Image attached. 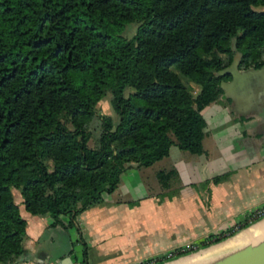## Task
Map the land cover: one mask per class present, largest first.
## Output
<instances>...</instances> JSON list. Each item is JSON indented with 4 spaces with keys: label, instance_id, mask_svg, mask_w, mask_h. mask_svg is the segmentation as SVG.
I'll return each instance as SVG.
<instances>
[{
    "label": "trees",
    "instance_id": "trees-1",
    "mask_svg": "<svg viewBox=\"0 0 264 264\" xmlns=\"http://www.w3.org/2000/svg\"><path fill=\"white\" fill-rule=\"evenodd\" d=\"M235 53L238 67L264 65V0H0V263L24 250L12 189L28 213L72 225L130 165L150 166L171 145L199 154L200 111ZM106 94L114 125L96 109Z\"/></svg>",
    "mask_w": 264,
    "mask_h": 264
},
{
    "label": "crops",
    "instance_id": "crops-1",
    "mask_svg": "<svg viewBox=\"0 0 264 264\" xmlns=\"http://www.w3.org/2000/svg\"><path fill=\"white\" fill-rule=\"evenodd\" d=\"M237 56L222 70L218 98L200 111L199 154L171 145L150 166L130 165L116 188L72 225L67 216L54 223L17 204L25 220L24 250L0 264H139L230 228L262 204L264 65L241 68ZM169 170L162 185L156 173ZM204 256L196 264L215 258Z\"/></svg>",
    "mask_w": 264,
    "mask_h": 264
},
{
    "label": "rangeland",
    "instance_id": "rangeland-1",
    "mask_svg": "<svg viewBox=\"0 0 264 264\" xmlns=\"http://www.w3.org/2000/svg\"><path fill=\"white\" fill-rule=\"evenodd\" d=\"M136 25H137V23H130V24L126 25L124 31L122 32V35L125 36V37H127V38L131 37L133 35L134 31H135ZM171 69L173 71L177 72L176 69H175V67L172 66ZM180 78H181L182 82L185 84V86L190 89L191 93L194 94V92L196 90L194 84L192 82H189L186 78H184L182 76H180ZM127 91H130V90H127ZM127 91H125V94L127 93ZM96 109H97V111H98L99 114L108 115L111 118L113 125L116 123L117 116L112 111V109H111V107L109 105V94H106L103 98H101V100L96 105ZM90 129H91V137H90V139L88 141V145L90 147H92V146L95 145V137H96V135L98 133L97 128L95 127V123H93L91 125ZM11 192H12V196H13L14 202L16 204H20L19 205L20 206V209H23V206L21 204V196L19 194L18 189H12ZM243 217L237 219V223H235V222L232 223L233 225L231 227L234 228V233L232 235H230V236H227L225 239H222L221 241L215 242V243L210 244V245L205 246V247H199V241L201 239H203V238L197 240L196 242H188V243H186V244H184L182 246V251H184L183 254H181L179 256H173V257L171 256V257H169V259L167 258L166 260H164L161 263L164 264V263H168L171 260L178 259L177 261H174L173 263H171V264H175L177 262L185 261L188 258L199 257L200 255H204V253L206 252V250L209 249L210 247L215 246V245H216L215 248L217 246L218 247L223 246V244H226L227 242H229L233 238L237 237L238 235H240V234H242V233H244V232H246V231H248V230H250V229H252V228H254V227H256V226H258L260 224H262V223H264V217H262V218H259V219L255 220V221H253V222H249L248 221L249 224L244 227L243 226V221H244ZM230 228L223 229V230L219 231L218 233H220V232H222L224 230L230 229ZM213 235H215V234H213ZM166 253L167 252H164L158 258H163V257L165 258L166 257ZM151 260H153V259H151Z\"/></svg>",
    "mask_w": 264,
    "mask_h": 264
},
{
    "label": "water",
    "instance_id": "water-1",
    "mask_svg": "<svg viewBox=\"0 0 264 264\" xmlns=\"http://www.w3.org/2000/svg\"><path fill=\"white\" fill-rule=\"evenodd\" d=\"M205 264H264V233L250 242L228 248Z\"/></svg>",
    "mask_w": 264,
    "mask_h": 264
},
{
    "label": "bare ground",
    "instance_id": "bare-ground-1",
    "mask_svg": "<svg viewBox=\"0 0 264 264\" xmlns=\"http://www.w3.org/2000/svg\"><path fill=\"white\" fill-rule=\"evenodd\" d=\"M264 233V223L238 235L237 237L235 238H231L232 240H230L229 242H227L226 244H223V246H220L217 248H215V246H212L210 247L209 249L206 250V254L204 253V257L206 256H216L220 253H223L225 252L228 248H231L235 245H238V244H241L243 242H246L247 240H250L252 238H255L261 234ZM236 236V235H235ZM227 247V248H226ZM236 247V246H235ZM207 258V257H206ZM200 259H203V257L200 258L199 257H192V258H188L187 260L185 261H181V262H178L176 264H196Z\"/></svg>",
    "mask_w": 264,
    "mask_h": 264
},
{
    "label": "built area",
    "instance_id": "built-area-1",
    "mask_svg": "<svg viewBox=\"0 0 264 264\" xmlns=\"http://www.w3.org/2000/svg\"><path fill=\"white\" fill-rule=\"evenodd\" d=\"M244 217H246L247 221H249V222H253L259 218L264 217V201L262 204L256 206L255 208H253L249 212H247L246 215H244ZM234 222L237 223V219ZM177 250L182 251V247H180ZM173 252L174 251L167 252L166 257H171L173 255Z\"/></svg>",
    "mask_w": 264,
    "mask_h": 264
}]
</instances>
